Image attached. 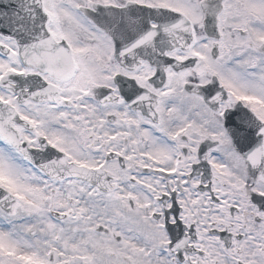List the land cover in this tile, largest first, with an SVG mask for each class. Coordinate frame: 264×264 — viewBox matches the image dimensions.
<instances>
[{"label":"snow or ice","instance_id":"6c2138e0","mask_svg":"<svg viewBox=\"0 0 264 264\" xmlns=\"http://www.w3.org/2000/svg\"><path fill=\"white\" fill-rule=\"evenodd\" d=\"M0 264H264V0H0Z\"/></svg>","mask_w":264,"mask_h":264}]
</instances>
